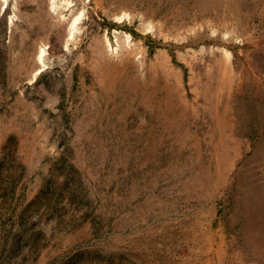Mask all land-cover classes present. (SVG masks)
Returning a JSON list of instances; mask_svg holds the SVG:
<instances>
[{
    "label": "rangeland",
    "instance_id": "obj_1",
    "mask_svg": "<svg viewBox=\"0 0 264 264\" xmlns=\"http://www.w3.org/2000/svg\"><path fill=\"white\" fill-rule=\"evenodd\" d=\"M55 1L0 15V264H264V0Z\"/></svg>",
    "mask_w": 264,
    "mask_h": 264
},
{
    "label": "bare ground",
    "instance_id": "obj_2",
    "mask_svg": "<svg viewBox=\"0 0 264 264\" xmlns=\"http://www.w3.org/2000/svg\"><path fill=\"white\" fill-rule=\"evenodd\" d=\"M12 1L13 0H0V15L2 13H6V10L8 9V7L11 4ZM57 7H58V4L56 3L55 0H53L52 8L56 9ZM80 19H81V16L75 18L73 23L71 24V33L69 35L70 38L74 37L75 32L78 29V22H79ZM13 21H14L13 16H10L9 24L11 25L13 23ZM67 49H68V47H67ZM47 55L48 54H47L46 49L42 48L40 53H39V57H38L39 64L41 65V68H40L38 73L42 72L44 70V68H47V64H48Z\"/></svg>",
    "mask_w": 264,
    "mask_h": 264
}]
</instances>
